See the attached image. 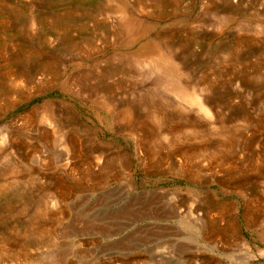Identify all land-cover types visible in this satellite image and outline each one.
<instances>
[{
    "label": "rangeland",
    "instance_id": "rangeland-1",
    "mask_svg": "<svg viewBox=\"0 0 264 264\" xmlns=\"http://www.w3.org/2000/svg\"><path fill=\"white\" fill-rule=\"evenodd\" d=\"M123 1L146 38L122 0H0V264H264V0ZM161 38L193 82L212 70L210 118L134 63Z\"/></svg>",
    "mask_w": 264,
    "mask_h": 264
},
{
    "label": "bare ground",
    "instance_id": "bare-ground-1",
    "mask_svg": "<svg viewBox=\"0 0 264 264\" xmlns=\"http://www.w3.org/2000/svg\"><path fill=\"white\" fill-rule=\"evenodd\" d=\"M42 1V0H41ZM146 1V0H145ZM150 1V0H149ZM162 1H166V0H162ZM173 1H176V0H171V2H173ZM144 2V1H143ZM142 1H141V4H139V3H137V4H134L133 6H135L136 8H138L137 10H142V13H145L144 11H146V10H148L149 8H148V6H146L145 5V3H147V2H144L143 3ZM155 2V1H154ZM167 2V1H166ZM165 2V3H166ZM169 2V1H168ZM43 3V2H42ZM143 3V4H142ZM149 5H152V3L150 4V2L148 3ZM154 4V3H153ZM160 5L162 4V6H163V3H159ZM168 4V3H167ZM20 5V4H19ZM105 5V4H104ZM122 7H124L122 10H121V13L123 12L124 14H123V20H124V24H126V26H127V28H128V30H129V32H131L132 31V33H133V31H134V29H135V32H136V34L139 36V37H141V38H146L145 37V32H142L143 31V29L145 28V29H147L149 26L148 25H146L145 24V22H143L142 20H141V18H140V20L139 19H136L135 17H133L132 16V14H131V6L130 5H127L126 3H125V1H123L122 0ZM157 5V4H156ZM4 6V5H3ZM46 6V5H45ZM93 6V5H92ZM89 7V6H88ZM91 7V6H90ZM98 7V6H97ZM152 7V6H151ZM150 7V8H151ZM220 7H221V5H220ZM9 8V7H8ZM67 8V7H66ZM69 9L71 8V7H68ZM76 8H77V5H76ZM83 8V7H82ZM111 8V10H113V11H115L116 10V12H117V9H115V8H112V7H110ZM148 8V9H147ZM155 8H156V6H155ZM154 8V9H155ZM219 8V7H218ZM1 9V8H0ZM79 9H80V6H79ZM108 9H109V7H108ZM108 9H107V11H108ZM118 9H120V8H118ZM158 9V8H157ZM210 9V8H209ZM2 10H3V8H2ZM56 10V9H55ZM58 10V9H57ZM90 10V9H89ZM91 10H93V9H91ZM160 10V9H159ZM4 11V10H3ZM51 11H53V10H51ZM60 11V10H59ZM1 12V11H0ZM8 12V11H7ZM66 12H68V11H66ZM70 12V11H69ZM78 12V11H77ZM81 12V11H80ZM83 12V11H82ZM81 12V13H82ZM141 12V11H140ZM147 12V11H146ZM211 12H213V10L211 11ZM210 12V13H211ZM217 12V13H216ZM63 13V12H62ZM84 13V12H83ZM87 13V12H86ZM93 13V12H92ZM95 13V12H94ZM105 13V12H104ZM120 13V12H119ZM151 13H154V12H151ZM222 14V16H220V15H217V14ZM228 13V11L227 10H225L224 8H219V9H217L216 11H214L213 12V16H217V21H218V19H219V21H220V19H223L225 16H227L226 14ZM47 14V13H46ZM57 14H60L59 16L60 17H62V16H64V15H62L61 16V13H57ZM56 14V15H57ZM63 14H65V13H63ZM90 14H91V12H90ZM108 14H110V13H108ZM40 15V14H39ZM75 14H73L72 15V13H71V15L70 16H74ZM76 15H77V13H76ZM83 15V14H82ZM95 15V14H94ZM93 15V16H94ZM99 15V14H98ZM98 15H96V16H98ZM101 15V14H100ZM106 16H107V12H106V14H105ZM7 16V15H6ZM13 16H15V15H13ZM52 16V15H51ZM59 16L57 15V17H55V19L56 18H59ZM95 16V17H96ZM126 16V17H125ZM146 17H147V14L145 15ZM150 16V15H149ZM152 16V15H151ZM46 17V16H45ZM44 17V20L45 19H47V18H45ZM66 17H67V15H66ZM66 17H64V18H66ZM69 17V16H68ZM89 17H91V16H89ZM111 17V16H110ZM52 18V17H51ZM85 18H87V17H85ZM94 18V17H93ZM106 18V17H105ZM142 18H143V16H142ZM214 18V17H213ZM232 18V17H231ZM3 19V18H2ZM54 19V20H55ZM62 19H63V17H62ZM67 19H70V18H67ZM109 19V18H108ZM107 19V20H108ZM111 19V18H110ZM9 20H11L10 18H9ZM32 20V19H31ZM37 20V19H36ZM52 20V19H51ZM65 20V19H64ZM215 20V19H214ZM39 21H40V19H39ZM38 21V22H39ZM48 21H50V19L48 18ZM57 21V20H56ZM69 21H71V20H69ZM106 21V20H105ZM216 21V22H217ZM222 21V20H221ZM11 22V21H10ZM30 22H32V21H30ZM41 22V21H40ZM44 22H46V21H44ZM81 22V21H80ZM204 23H205V21H203ZM2 23V22H1ZM25 23H26V21H25ZM49 23V22H48ZM58 23V22H57ZM61 23V22H60ZM222 23V22H221ZM226 23V22H225ZM30 24V23H29ZM34 24V23H33ZM39 24V23H38ZM50 24V23H49ZM51 24H52V21H51ZM65 25V23H62V25ZM61 25V24H60ZM75 25V24H74ZM81 25V24H80ZM242 25V24H241ZM52 26V25H51ZM59 26V25H58ZM67 26V25H66ZM65 26V27H66ZM69 26V25H68ZM72 26V25H71ZM70 27V26H69ZM74 27V26H73ZM76 27V26H75ZM79 27V26H78ZM50 28V27H49ZM56 28V27H55ZM61 28V27H60ZM53 30V29H52ZM51 30V28H50V31H52ZM67 30V29H66ZM125 30H126V28H125ZM68 32H69V30H67ZM66 32V31H65ZM128 32V31H127ZM64 33V32H63ZM159 34V33H158ZM161 34V33H160ZM173 34V33H172ZM132 35V34H131ZM156 35V34H155ZM171 35V34H170ZM175 35V34H174ZM157 37V36H156ZM165 37V36H164ZM166 37H168L169 38V36H168V34L166 35ZM56 38V37H55ZM159 38H160V36H159ZM159 38H157V39H159ZM163 38V37H162ZM161 38V40L162 41H159L158 42V44L155 42V41H153V40H149V41H147V40H143L142 41V44L139 46V48L135 51V52H133V53H131V56L134 58V63L136 64V63H138V65L139 64H143V65H150L151 67H152V70L153 71H156L159 75H161V78H158V82H159V84H160V86H163L164 85V87L166 88V90L168 91V92H170L171 93V95H172V97H170V98H166V97H164L162 100H166V102L169 104H171V105H174L175 106V108L177 109V110H179L178 111V114L181 112V114L180 115H183V114H187V113H190V114H192V113H194L195 115H197L198 116V118L197 119H201L202 117L203 118H210L211 117V115L212 114H210V113H212V111H210V108L208 107L211 103V99H210V92H212V89L213 88H215L214 86L215 85H210L208 82L210 81V82H213V81H211V80H213V79H211L212 77H211V75H209L208 73L210 72V74H211V71H207L208 73H206L205 71H203L204 73L200 76V77H198V79H194L195 81L193 82V80L190 78V76L192 75V73L191 72H184V71H182L181 69H182V67H181V64L182 65H184V62H182V61H179V59L178 58H181L182 60H184L182 57V54H179V55H181L182 57H176V54H174V53H176V49H175V52H173L172 51V48H170L171 47V43L169 44V42L170 41H168V45L163 41L164 39H162ZM12 39V38H11ZM167 39V38H166ZM166 39H165V41H166ZM172 40V39H171ZM146 41V42H145ZM185 41V40H184ZM149 42H152L153 43V46H151V44L149 43ZM178 42V41H177ZM72 43V42H71ZM74 43V42H73ZM176 43V42H175ZM179 43V42H178ZM175 45V44H174ZM75 46V44L73 45V47ZM13 47V46H12ZM32 47V46H31ZM182 47V46H181ZM180 47V48H181ZM24 49V48H23ZM35 49V48H34ZM5 50V49H4ZM173 50H174V48H173ZM29 50H27V52H28ZM24 52V51H23ZM3 53V52H2ZM22 53V52H21ZM29 53V52H28ZM171 53H173V55L171 54ZM6 54V53H5ZM9 54V53H8ZM26 53L24 52V55H25ZM30 54H32V53H30ZM129 54V53H128ZM178 54V53H177ZM23 55V54H22ZM27 55V54H26ZM33 55V54H32ZM35 55V54H34ZM39 55V54H38ZM48 55V54H47ZM79 55V54H78ZM230 55H231V53H227V54H223V56H222V58H226V57H228V58H230ZM232 55H235V54H232ZM3 56V55H2ZM173 56V57H172ZM236 56V55H235ZM1 57V56H0ZM14 57L16 58V55L14 54ZM13 57V58H14ZM18 58L20 57V56H17ZM26 57V56H25ZM35 57V56H34ZM52 57V56H51ZM10 58V57H9ZM28 58V57H27ZM29 58H31V57H29ZM32 58H33V56H32ZM47 59L49 58V57H46ZM234 58V57H233ZM238 58V57H237ZM236 58V59H237ZM178 59V60H177ZM232 59V58H231ZM41 60H42V58H41ZM221 60H223V59H221ZM220 60V61H221ZM234 60H235V58H234ZM35 61V60H34ZM37 61H39V60H37ZM45 61H46V59H45ZM50 61V60H49ZM176 61V62H175ZM225 61V60H224ZM240 61V60H239ZM226 62V61H225ZM6 63V62H5ZM8 63V62H7ZM51 63V65H52V62H50ZM231 63V62H230ZM232 63H233V61H232ZM26 64V63H25ZM186 64V63H185ZM225 65H226V63H224ZM229 64V63H228ZM236 64V63H235ZM259 64V63H258ZM261 64V63H260ZM5 65V64H4ZM21 65V64H20ZM32 65V64H31ZM244 65V64H243ZM129 66V65H128ZM0 67H2V65L0 66ZM4 67V66H3ZM26 67V66H25ZM33 67H34V64H33ZM43 67V66H42ZM226 68H227V65L225 66ZM232 67V66H231ZM256 67V66H255ZM254 66L253 67H251L250 69L251 70H253L254 68H255ZM131 68V67H130ZM183 68H186V66L184 65V67ZM233 68V67H232ZM34 69H37V68H34ZM39 69V68H38ZM49 69H51V68H49ZM235 69V68H234ZM238 69V68H237ZM236 69V70H237ZM250 69H249V66L248 67H242V68H239V71H237V72H234L233 73V75H236V76H238L239 78H240V76H242V78L243 79H250V78H253L254 77V74H253V72L252 71H250ZM10 70H11V67H10ZM214 70V69H213ZM259 70V69H258ZM221 71V70H220ZM250 71V72H249ZM6 72V71H5ZM222 72V71H221ZM3 73V72H2ZM1 73V74H2ZM33 73H35V72H33ZM216 73H217V71H216ZM219 73V72H218ZM5 74V73H4ZM25 74V73H24ZM27 74V73H26ZM86 74V73H85ZM84 74V75H85ZM213 74H215L214 72H213ZM3 75V74H2ZM6 75V74H5ZM10 75V74H9ZM20 75H22V74H20ZM19 75V76H20ZM218 75V74H217ZM216 75V76H217ZM224 75V74H223ZM258 75H260V74H258ZM215 76V75H214ZM213 76V77H214ZM219 76V75H218ZM218 76H217V79H218ZM257 76V75H256ZM1 77V76H0ZM3 77V76H2ZM12 77H13V75H12ZM24 77V76H23ZM22 77V78H23ZM27 77V76H26ZM165 77V78H164ZM194 77V76H193ZM12 79H14V78H12ZM24 79V78H23ZM94 79V78H93ZM92 79V80H93ZM220 79V78H219ZM4 80V79H3ZM86 80V79H85ZM156 80V79H155ZM246 80V81H247ZM13 81H16L15 79L13 80ZM27 81V80H26ZM157 81V80H156ZM250 81V80H249ZM253 81V80H252ZM0 82H1V80H0ZM25 82V81H24ZM7 83H10V82H7ZM21 83V82H20ZM113 82H111V84H112ZM155 83V82H154ZM1 84V83H0ZM6 84V83H5ZM4 84V85H5ZM16 84V83H15ZM91 84H92V82H91ZM121 84H122V82H121ZM155 84H157V82L155 83ZM22 85V84H21ZM228 85V84H227ZM3 86V85H2ZM13 86V85H12ZM101 86V85H100ZM103 86V85H102ZM113 86H115V84L113 85ZM87 87V86H86ZM99 87V86H98ZM110 87H112V86H110ZM110 87L109 86H106V90H107V92L106 91H104L106 94L108 93V94H110V91L109 90H111L110 89ZM2 88V87H1ZM113 88V87H112ZM92 89H93V87H92ZM103 90V89H102ZM114 91V90H113ZM6 93V92H5ZM95 94V93H94ZM93 94V95H94ZM89 95H90V93H89ZM103 95V94H102ZM110 95H112V92H111V94ZM98 96V95H97ZM96 96V97H97ZM114 96V95H113ZM156 96H161V95H156ZM92 97V96H91ZM99 97H100V95H99ZM107 97V96H106ZM154 98H156L155 97V95L153 96ZM159 97L157 98V99H159ZM163 97V96H162ZM88 98H90V97H88ZM95 98V97H94ZM105 98V97H104ZM111 98V97H110ZM151 98H152V96H151ZM153 98V99H154ZM229 98V97H228ZM92 99V98H91ZM116 99V98H115ZM156 99V100H157ZM161 99V98H160ZM159 99V100H160ZM254 99V98H253ZM262 99V98H261ZM109 100V99H108ZM114 100V99H113ZM156 100H154V101H156ZM158 100V103L160 102ZM172 100V101H171ZM153 101V102H154ZM108 102V101H107ZM112 102V101H111ZM111 102H110V104H111ZM126 102V101H125ZM142 102V101H141ZM146 102V101H145ZM163 102V101H162ZM114 103H116V102H114ZM147 103H148V101H147ZM147 103H145L146 105H148ZM155 103H157V101L155 102ZM164 103H165V101L163 102V105H164ZM166 103V105H168ZM173 103V104H172ZM260 103V102H259ZM122 104V103H121ZM140 104V103H139ZM142 104H144V101H143V103ZM150 104V103H149ZM48 105V104H47ZM111 105H113V104H111ZM128 105V104H127ZM152 105V104H151ZM154 105V104H153ZM158 105V104H157ZM165 105V106H166ZM45 106V105H44ZM114 106V105H113ZM145 106V105H144ZM160 106V105H159ZM255 106V105H254ZM48 107H49V105H48ZM100 107V106H99ZM124 107H126V106H124ZM156 109L157 108H159V111L161 110L162 111V109H160V108H162V107H156V106H154ZM171 107V106H170ZM169 107V108H170ZM264 107V106H263ZM41 108V107H40ZM50 108V107H49ZM110 108V107H109ZM122 108V107H121ZM127 108V107H126ZM175 108H170V109H174L175 110ZM35 109H37L36 107H35ZM120 109V108H119ZM123 109V108H122ZM168 109V108H167ZM42 110V109H41ZM46 110V109H45ZM114 110V109H113ZM124 110V109H123ZM127 110H129V107H128V109ZM132 110V109H131ZM130 110V111H131ZM144 110H145V108H144ZM150 110H151V108H150ZM152 110H154V109H152ZM177 110H175V111H177ZM37 111V110H36ZM149 110H147V113L149 114V112H148ZM160 111V112H161ZM49 112V111H48ZM111 112V111H110ZM127 112V111H126ZM146 112V111H145ZM155 112H156V110H155ZM154 112V113H155ZM160 112L158 113V111H157V113L158 114H160ZM162 112H164V114L166 113L164 110L162 111ZM161 112V113H162ZM168 112V111H167ZM264 112V111H263ZM123 114H124V112H122ZM121 113V114H122ZM131 113V112H130ZM144 113V112H143ZM150 113H151V115H152V111H150ZM157 113H155L156 114V118L155 119H153V120H156L158 117L157 116H159V115H157ZM171 113H173V112H171ZM183 113V114H182ZM214 114H215V112H213ZM123 114H122V116H123ZM128 114H129V111H128ZM167 114V113H166ZM32 115H34V114H32ZM46 115V114H45ZM125 115V114H124ZM145 115H146V113H145ZM161 115V114H160ZM163 115V114H162ZM170 115V114H169ZM187 115H189V114H187ZM48 116V115H47ZM46 116V117H47ZM51 116V115H50ZM112 116V115H111ZM120 116V115H119ZM131 116V115H130ZM129 116V117H130ZM147 116V115H146ZM150 116V115H149ZM166 116V115H165ZM115 117V116H114ZM124 117V116H123ZM126 117H127V115H126ZM151 117V116H150ZM155 117V116H154ZM153 117V118H154ZM160 117H162V116H160ZM164 117V116H163ZM183 117V116H182ZM196 117V116H195ZM201 117V118H200ZM220 117V116H219ZM141 118V117H140ZM146 118V117H145ZM172 118H175V117H172ZM184 118V117H183ZM190 118H191V116H190ZM48 119V118H47ZM127 119H128V117H127ZM148 119V118H147ZM159 119V118H158ZM161 119H163V118H161ZM161 119H159V120H161ZM186 120H188L187 118H185ZM184 119V120H185ZM194 119H196V118H194ZM221 119V118H220ZM220 119L219 120H216V121H220ZM224 119V118H223ZM31 120V119H30ZM40 120H42V119H40ZM49 120V119H48ZM51 120V119H50ZM171 120V119H170ZM44 121V120H43ZM52 121V120H51ZM181 121V120H180ZM189 121V120H188ZM222 121V120H221ZM157 122H158V120H157ZM176 122V124L178 123L177 122V120L175 121ZM183 122V121H182ZM181 122V124L183 125V123ZM185 123L187 122V121H184ZM211 121H209V123H210ZM45 123H47V122H44V124ZM50 123V122H49ZM48 123V126L49 125H51V123L49 124ZM53 123V122H52ZM173 123V122H172ZM193 123V122H192ZM191 123V124H192ZM199 123H200V121H199ZM212 123V122H211ZM160 124V123H159ZM169 124V123H168ZM171 124V123H170ZM174 124V123H173ZM175 124V125H176ZM181 124H180V127H181ZM187 124V123H186ZM217 124V123H216ZM58 125V124H57ZM60 125V124H59ZM156 125H158V124H156ZM197 125V124H196ZM199 125V124H198ZM218 125V124H217ZM52 127H53V125H51ZM178 126H179V124H178ZM178 126H176V127H178ZM188 126H190V122H189V125H187V127ZM200 126V125H199ZM204 126V125H203ZM51 127V128H52ZM167 127V126H166ZM173 127V126H172ZM186 127V126H185ZM50 128V127H49ZM164 128V127H163ZM169 129H170V127H168ZM168 128H167V130H168ZM184 128V127H183ZM191 127H189V129H190ZM199 128H201L202 129V127H199ZM199 128H197V129H199ZM171 129H173V128H171ZM196 129V130H197ZM204 129V128H203ZM163 130V129H162ZM176 130V129H175ZM185 130H187L186 128H185ZM184 130V131H185ZM205 130V129H204ZM169 131V130H168ZM168 131H165V132H167V133H169ZM171 131H174V130H171ZM178 131V130H177ZM176 131V132H177ZM183 131V130H182ZM190 131V130H189ZM193 131H195V130H193ZM203 131V130H202ZM176 132L173 134V135H175L176 134ZM180 131H178V133H179ZM190 132H192V131H190ZM45 133H46V131H45ZM58 133V132H57ZM170 133H172V132H170ZM177 133V134H178ZM194 133H196V132H194ZM56 134V133H55ZM54 134V135H55ZM183 134H184V132H183ZM53 135V134H52ZM179 135V134H178ZM185 135V134H184ZM191 135V134H190ZM168 136V135H167ZM174 137V136H173ZM172 137V138H173ZM177 137V136H176ZM180 137V136H179ZM1 140V139H0ZM225 141V140H224ZM41 143V142H40ZM47 143V142H46ZM230 143V142H229ZM228 143V144H229ZM4 145V144H3ZM22 145V144H21ZM231 145V144H230ZM33 147V146H32ZM41 147V146H40ZM263 147V146H262ZM34 149H35V147H34ZM33 149V150H34ZM216 149H218V148H216ZM224 151V149H221V151ZM35 151V150H34ZM187 151V150H186ZM217 151V150H216ZM220 151V152H221ZM226 151L227 150H225L224 151V153L226 154ZM179 152V151H178ZM185 152V151H184ZM211 152H213V151H211ZM210 152V153H211ZM220 152H219V154H220ZM228 152V151H227ZM181 153V152H180ZM223 153V152H222ZM224 153H223V155H224ZM212 154H214V152L212 153ZM4 155V154H3ZM216 155V154H215ZM222 155V154H221ZM221 155H219V156H221ZM222 155V156H223ZM6 156V155H5ZM212 156V155H211ZM225 156V155H224ZM227 156H228V154H227ZM226 156V157H227ZM213 157H215L214 155H213ZM43 160V159H42ZM41 160V161H42ZM44 161V160H43ZM51 162V161H50ZM226 162V161H225ZM228 162H229V160H228ZM19 163V162H18ZM41 163V162H40ZM45 163H46V161H45ZM221 163V162H220ZM13 164V163H12ZM47 164V163H46ZM223 164V163H222ZM231 164V163H230ZM52 165V164H51ZM40 167V166H39ZM11 168H12V166H11ZM29 170V169H28ZM15 172V171H14ZM12 173H13V171H12ZM16 173V172H15ZM14 175V174H13ZM28 175V174H27ZM16 176V175H15ZM2 179H3V177H2ZM13 179V178H12ZM24 179V178H23ZM4 182V181H3ZM3 185V184H2Z\"/></svg>",
    "mask_w": 264,
    "mask_h": 264
}]
</instances>
